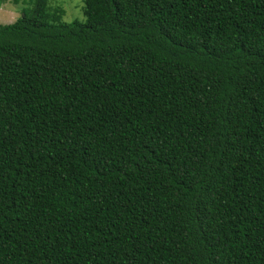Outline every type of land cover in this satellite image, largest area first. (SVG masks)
Here are the masks:
<instances>
[{"label": "trees", "instance_id": "trees-1", "mask_svg": "<svg viewBox=\"0 0 264 264\" xmlns=\"http://www.w3.org/2000/svg\"><path fill=\"white\" fill-rule=\"evenodd\" d=\"M82 9L0 22V264H264V0Z\"/></svg>", "mask_w": 264, "mask_h": 264}, {"label": "rangeland", "instance_id": "rangeland-1", "mask_svg": "<svg viewBox=\"0 0 264 264\" xmlns=\"http://www.w3.org/2000/svg\"><path fill=\"white\" fill-rule=\"evenodd\" d=\"M36 0H0V22L15 21L20 16V11L25 3ZM51 7L61 6L64 9L63 19L71 21L75 18H84L83 0H49Z\"/></svg>", "mask_w": 264, "mask_h": 264}]
</instances>
